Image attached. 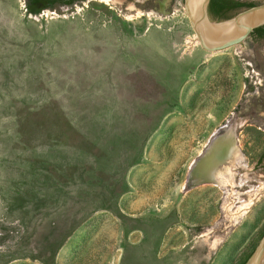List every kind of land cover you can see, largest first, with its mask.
Segmentation results:
<instances>
[{"label":"rangeland","instance_id":"374dc122","mask_svg":"<svg viewBox=\"0 0 264 264\" xmlns=\"http://www.w3.org/2000/svg\"><path fill=\"white\" fill-rule=\"evenodd\" d=\"M263 154L264 39L207 51L185 0H0V264H243Z\"/></svg>","mask_w":264,"mask_h":264},{"label":"water","instance_id":"95a60500","mask_svg":"<svg viewBox=\"0 0 264 264\" xmlns=\"http://www.w3.org/2000/svg\"><path fill=\"white\" fill-rule=\"evenodd\" d=\"M210 2L211 0H203V19L207 26L212 29H219L221 31L219 35L209 34L203 28L193 13L191 0H185V11L192 21L197 39L207 51L216 52L238 45L250 37L256 28L264 25V3L255 4L233 17L213 20L209 13ZM249 15H251V19L244 22V19ZM232 26H238L237 31H231ZM229 123L222 125L213 134L208 147L196 159L188 179L189 186L200 182H218L216 181V174L222 169L223 166L221 167V165L223 163L228 165L233 159L232 156L239 152L238 137L236 136L237 126L233 123L232 127H228ZM191 176L196 179L194 180ZM245 264H264V235Z\"/></svg>","mask_w":264,"mask_h":264},{"label":"trees","instance_id":"16d2710c","mask_svg":"<svg viewBox=\"0 0 264 264\" xmlns=\"http://www.w3.org/2000/svg\"><path fill=\"white\" fill-rule=\"evenodd\" d=\"M255 4L258 3L255 1L241 2L240 0H211L209 12L213 20H224ZM232 10L235 11L233 12ZM251 36L264 39V25L256 28ZM261 161L264 162V154L261 156Z\"/></svg>","mask_w":264,"mask_h":264},{"label":"bare ground","instance_id":"6f19581e","mask_svg":"<svg viewBox=\"0 0 264 264\" xmlns=\"http://www.w3.org/2000/svg\"><path fill=\"white\" fill-rule=\"evenodd\" d=\"M191 8L193 10L194 15L196 16V18L199 20V23L203 26V28L209 33L212 34L214 33L215 35H219L221 32L219 29H212L211 27L207 26L206 23L204 22L203 19V0H191ZM251 19V15L247 16L244 19V22L249 21ZM237 27L238 26H232L231 31H237ZM227 134H229V132L227 131ZM222 151V150H221ZM220 155V154H219ZM222 156V155H221ZM225 156V155H224ZM227 168V167H226ZM224 168V169H226ZM222 170V169H221ZM218 174V175H217ZM216 176H220L221 174L217 172ZM226 179L228 178L229 180H231V177L228 176V173H224L223 175ZM195 178V177H194ZM225 179V180H226ZM229 182V181H228ZM241 185L244 184V180H241ZM230 183H232V181H230ZM241 202H244V200H242Z\"/></svg>","mask_w":264,"mask_h":264},{"label":"flooded vegetation","instance_id":"af4514ba","mask_svg":"<svg viewBox=\"0 0 264 264\" xmlns=\"http://www.w3.org/2000/svg\"><path fill=\"white\" fill-rule=\"evenodd\" d=\"M240 1H241V2H248V0H240ZM210 3H211V2H210ZM209 7H210V5H209ZM232 11L234 12L235 10H232ZM232 11H230V12H232ZM209 13H210V12H209ZM194 163H195V162H194ZM194 163H193V164H194ZM261 163L264 164V162H262V161H261ZM193 164H192V165H193ZM247 182H248V180H247ZM247 182H246L245 184H247ZM218 183H220V182H218ZM245 184H244V185H245ZM242 185H243V184H242ZM255 248H256V247H255ZM255 248H254V249H255ZM254 249L252 250V252L254 251ZM252 252L249 254V256L247 257V259L250 257V255L252 254ZM247 259H246V261H247ZM244 263H245V262H244Z\"/></svg>","mask_w":264,"mask_h":264}]
</instances>
